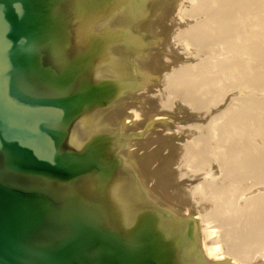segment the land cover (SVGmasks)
Returning <instances> with one entry per match:
<instances>
[{
    "label": "water",
    "instance_id": "obj_1",
    "mask_svg": "<svg viewBox=\"0 0 264 264\" xmlns=\"http://www.w3.org/2000/svg\"><path fill=\"white\" fill-rule=\"evenodd\" d=\"M0 264H264V0H0Z\"/></svg>",
    "mask_w": 264,
    "mask_h": 264
}]
</instances>
